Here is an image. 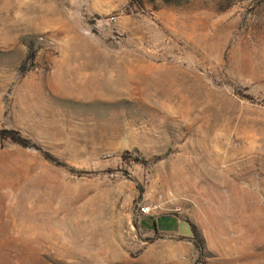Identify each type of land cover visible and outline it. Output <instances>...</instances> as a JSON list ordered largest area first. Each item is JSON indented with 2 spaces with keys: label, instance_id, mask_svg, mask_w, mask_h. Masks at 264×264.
Returning <instances> with one entry per match:
<instances>
[{
  "label": "rangeland",
  "instance_id": "1",
  "mask_svg": "<svg viewBox=\"0 0 264 264\" xmlns=\"http://www.w3.org/2000/svg\"><path fill=\"white\" fill-rule=\"evenodd\" d=\"M0 264H264V0H0Z\"/></svg>",
  "mask_w": 264,
  "mask_h": 264
},
{
  "label": "bare ground",
  "instance_id": "2",
  "mask_svg": "<svg viewBox=\"0 0 264 264\" xmlns=\"http://www.w3.org/2000/svg\"><path fill=\"white\" fill-rule=\"evenodd\" d=\"M150 74V73H149ZM130 76V75H129ZM149 76H153V75H149ZM106 77V76H105ZM103 78V77H102ZM151 79V78H150ZM153 79V78H152ZM104 80V79H103ZM133 80V79H132ZM134 81V80H133ZM158 81V80H157ZM107 82V81H106ZM132 82V81H131ZM161 82V81H160ZM108 83V82H107ZM136 83V82H135ZM157 83V82H156ZM102 84H103V81H102ZM32 209V208H31ZM30 208H29V210H31ZM34 209H37V208H33V210ZM36 212H37V210H35ZM84 214L82 213V216H83ZM102 219H105V216H104V214H95V217H94V225H95V227H92V229H91V233H88L87 234V236H88V239H87V241H88V243L86 244V245H84V246H81V247H76V245L75 246H73V248H77L78 250H86V251H88V250H90L92 247H94L95 246V243L97 242L98 243V238H99V228H100V225H99V223H100V221L102 220ZM65 224V223H64ZM78 245V244H77ZM83 251V252H84Z\"/></svg>",
  "mask_w": 264,
  "mask_h": 264
},
{
  "label": "trees",
  "instance_id": "3",
  "mask_svg": "<svg viewBox=\"0 0 264 264\" xmlns=\"http://www.w3.org/2000/svg\"><path fill=\"white\" fill-rule=\"evenodd\" d=\"M5 136L10 138L11 141L18 146H21V147L28 146V143L25 140L17 139L14 135H12L9 132L5 133ZM189 228H190V232H191L192 237H193L195 247L197 249H200V242H199V239L197 237V233H196L195 229L191 225H189Z\"/></svg>",
  "mask_w": 264,
  "mask_h": 264
},
{
  "label": "built area",
  "instance_id": "4",
  "mask_svg": "<svg viewBox=\"0 0 264 264\" xmlns=\"http://www.w3.org/2000/svg\"><path fill=\"white\" fill-rule=\"evenodd\" d=\"M151 209L148 206H141L139 207L140 215L147 216L150 214Z\"/></svg>",
  "mask_w": 264,
  "mask_h": 264
},
{
  "label": "crops",
  "instance_id": "5",
  "mask_svg": "<svg viewBox=\"0 0 264 264\" xmlns=\"http://www.w3.org/2000/svg\"><path fill=\"white\" fill-rule=\"evenodd\" d=\"M178 223V228H176V229H174V230H172L171 232H165V233H172V232H178L180 229H181V224H180V222H177ZM156 233V232H155ZM160 233H163V232H160Z\"/></svg>",
  "mask_w": 264,
  "mask_h": 264
}]
</instances>
